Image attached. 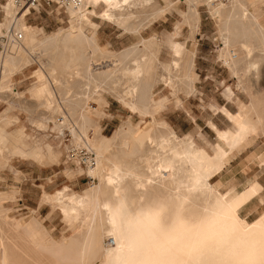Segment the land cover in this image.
I'll use <instances>...</instances> for the list:
<instances>
[{
    "label": "bare ground",
    "instance_id": "1",
    "mask_svg": "<svg viewBox=\"0 0 264 264\" xmlns=\"http://www.w3.org/2000/svg\"><path fill=\"white\" fill-rule=\"evenodd\" d=\"M187 1L190 4L188 19L197 21V2ZM153 2L81 0L75 6L65 7L67 27L48 34L43 40H36L26 31L31 27L24 22V17L30 9L17 6L12 0L3 5L10 21L4 32L7 50L0 53V77L15 72L39 51L46 66L38 75L51 79L52 85L44 82L40 88L32 87L34 95L29 107L45 108L49 114L42 117L43 121L52 123L58 133L63 134L67 129L72 135L75 147L69 148L68 157L71 151L79 160L93 156V164H85L87 175L97 181L91 187L66 196L61 190L42 195L47 202L59 207L68 222L75 224L73 236L56 242L34 220L25 225L17 223L27 231L38 251L58 255L62 264H129L137 258L128 239L131 229L137 221L147 223L148 216L155 213L164 217L167 232L163 236V247H153L152 258L164 255V258L185 261L218 260L227 255L228 250H222L219 256L206 252L201 257L192 247L197 231L202 232L201 238H212L215 231L224 228L232 234L231 246L236 252L252 249L264 232V206L252 222L239 216V207L262 190L257 179L242 191L236 187L224 191L212 182L234 151L251 137L264 136V93L252 88L264 65L261 21L256 13L248 11L244 1L234 0L229 8L215 0L208 1L211 13L218 17L223 39L220 55L235 75L236 87L250 96L247 103L236 102V112L221 107V114L229 123L226 128H219L208 120L216 134V142L209 144L212 150L209 152L195 142L192 133L179 136L167 120L159 119L163 101L153 98L152 90L161 81L177 92L186 80V93L193 91V52L178 42L172 43L173 58L160 62L167 73L164 76L163 71L162 74L156 72V43L152 38H141L119 54L102 48L97 42L90 14L95 13L100 20L114 22L126 31L137 33L161 12V8L154 10ZM99 4L103 9L95 12ZM2 25L0 23V32ZM102 61L109 63L103 66L100 65ZM1 78L2 93L7 90L2 87ZM106 92L131 112L138 113L140 124L144 122L145 125L137 126L126 120L117 127L112 139L99 137L98 117L102 114L93 103H103ZM226 94L231 98L230 89ZM7 121L0 116V159L31 155L39 160L40 155L29 152L19 136L6 133ZM80 146L86 151L83 155L77 154ZM229 206L231 219L225 222L222 209ZM213 221L215 228L212 230H189L194 225ZM106 236L112 243H102ZM258 250L256 243L255 251ZM148 255L146 251L139 258ZM0 264H10L1 237Z\"/></svg>",
    "mask_w": 264,
    "mask_h": 264
},
{
    "label": "rangeland",
    "instance_id": "2",
    "mask_svg": "<svg viewBox=\"0 0 264 264\" xmlns=\"http://www.w3.org/2000/svg\"><path fill=\"white\" fill-rule=\"evenodd\" d=\"M7 1L9 0H0V23H3L0 32V53L8 46L4 32L10 18L6 17L3 9ZM170 1L173 6L167 12V16L172 19V28L169 29L171 32H164L163 22H155L157 19L144 25L137 33L126 31L114 22L101 21L95 13L90 14L89 19L95 23L98 44L114 54H119L141 38L148 39L147 37L151 35L176 33L174 38L183 42L187 51L193 52V91L190 92L191 94L186 93V80L181 83L182 89L177 92L162 84L154 86L152 90L154 97L164 99L158 118L167 120L179 136L192 133L195 142L211 152L210 146L216 142V134L208 124V120H212L219 128H226L229 123L221 114V107L236 112V102L247 103L250 96L236 87L237 79L225 58L220 55L219 51L224 44L219 33L218 17L211 13L209 0H195L199 19L190 21L187 18V22H184L185 19L180 11L185 13L189 11L188 2ZM233 1L215 0V3L220 2L229 8ZM241 1L246 2L250 13L257 14L264 28V0ZM260 1L261 6L258 4ZM157 2L164 5V0ZM102 9L103 5L99 4L95 12H100ZM25 14L24 22L31 28L26 30L24 25L23 28L32 33L36 40H43L48 34L66 28L69 24L65 8L53 3L43 4L39 10H30ZM31 20H35L36 23L30 22ZM176 24L179 26L178 30L175 29ZM40 55L39 51L35 52L28 62L18 68L19 70L0 77L3 80L2 87L7 90L0 92V116L7 118L9 124H5L8 131L21 129L26 134L25 145L29 152L34 151L40 155L39 160H35L31 155H27L29 158L8 156L0 159V237L7 248L10 264H62L58 255L38 251L27 231L17 226V223L25 225L34 220L56 242L70 238L76 230L75 224L68 222L59 207L47 202L42 195L61 190L66 196L81 192L97 182L96 178L87 175L82 158L79 160L68 157L69 148L75 147L72 145L74 144L72 135L68 130L64 129L63 134L58 133L52 123L43 121L49 111L45 112V108L42 107H29L34 95L31 92L32 87L37 86L38 83L36 88H40L44 82L52 85L51 79L38 75L39 72H44L46 66L45 58ZM171 57L170 50L162 46L158 58L161 61H169ZM108 63L102 61L100 65L104 66ZM154 65L158 74L163 73L162 75L166 76L167 73L162 70L160 63L155 61ZM252 88L264 93V65L261 66L259 78ZM227 89L231 90V98L227 97ZM59 93L60 91L57 95ZM104 99L107 101L105 105L101 101L93 103L97 112L101 111L102 114L98 117L99 137L112 139L117 127L126 120L137 126L145 125L144 122L140 124L138 113L128 110L113 95L103 93V101ZM17 132L19 131L8 135L20 137ZM89 133L92 135V130ZM78 149V155L86 152L83 146ZM253 179H257L262 186L260 196H252L239 207L240 218L248 222L255 220L264 206V136L261 135L251 137L244 146L234 151L224 168L212 178V182L224 191L232 187L242 191ZM109 240V236L103 237L102 243L106 245Z\"/></svg>",
    "mask_w": 264,
    "mask_h": 264
},
{
    "label": "snow or ice",
    "instance_id": "3",
    "mask_svg": "<svg viewBox=\"0 0 264 264\" xmlns=\"http://www.w3.org/2000/svg\"><path fill=\"white\" fill-rule=\"evenodd\" d=\"M252 191L254 192V189ZM231 211L230 206L222 209V217L225 222L231 219ZM214 228L215 222L213 221L212 223L202 222L201 225H194L189 230H212ZM166 232L167 225L165 219L159 213L150 214L147 223L137 221L136 226L131 229L128 237L131 251L137 258L131 260L129 264H264V232L260 234L259 240L254 242L252 249L246 252H236L231 246L232 234L224 228L215 231L212 238H201L202 232L197 231V240L192 247L199 251L201 257L206 252L219 256L222 255V250H228L227 255H223L218 260L198 259L196 261H185L164 258V255H161L160 258H152L150 253L153 247H163V236ZM256 243L259 245L258 252L255 251ZM146 251L149 255L145 258H139ZM188 254L191 255L192 253L189 252Z\"/></svg>",
    "mask_w": 264,
    "mask_h": 264
},
{
    "label": "crops",
    "instance_id": "4",
    "mask_svg": "<svg viewBox=\"0 0 264 264\" xmlns=\"http://www.w3.org/2000/svg\"><path fill=\"white\" fill-rule=\"evenodd\" d=\"M177 1H180V0H177ZM185 1L188 2L187 0H185ZM258 4H260V6H261V3H258ZM152 5H153L152 7L154 8V10L157 9V8H161L162 10H161V12L159 14H156V16H154V18H152V20H150V22H152V21H154V20L157 19L155 22H159V23L163 22V24H164V30H165L164 32H171L169 29L172 28V19L167 16V12L172 9L173 3L170 0H164V5H161V4H158L157 0H154V2H153ZM189 6H190V4H189ZM188 12L185 13V11H180V14L182 15L183 19H185L184 22H187ZM101 21H103V20H101ZM30 22L36 23L35 20H31ZM110 23H113V22H110ZM178 28H179V26L176 24L175 25V29L178 30ZM175 35H176V33H172V34L171 33H167V34L164 33V35H162V36L151 35V36L147 37V38H152L155 41V43H156V47L154 46V48L156 49V54H157L156 63L169 62L173 58V54H172V43L178 42V43L182 44L185 47V49H187V47L185 46V44L183 42H180V41H178V40H176L174 38ZM160 38H162V39H160ZM162 46H166L170 50V52H171L172 57H171V59L169 61H161L158 58L159 51H160V49H161ZM102 48H104V49L107 50L106 47H102ZM159 84L164 85V83L162 81L160 83H157L156 85H159ZM34 85H36V84H34ZM37 86H38V83H37ZM164 86H166V85H164ZM153 98H155L154 97V94H153ZM155 99H159V100L164 101V99L163 98H160V97L159 98H155ZM106 103H107V101L104 99L103 104L105 105ZM5 131H6L7 134H12L13 132L19 131L17 133L20 135L21 142L24 143V144H27L26 143L27 141L25 140L26 139L25 138V135L26 134L23 131H21V129H15L13 131H8L7 127H5ZM20 157L22 158V156H20Z\"/></svg>",
    "mask_w": 264,
    "mask_h": 264
},
{
    "label": "built area",
    "instance_id": "5",
    "mask_svg": "<svg viewBox=\"0 0 264 264\" xmlns=\"http://www.w3.org/2000/svg\"><path fill=\"white\" fill-rule=\"evenodd\" d=\"M12 1L17 6L28 8L30 10H39L43 6V4L50 5L51 3H53L55 5H59L62 8H65L66 6H75L81 2V0H12ZM70 154L71 157H74L73 152H71ZM92 159L93 156L82 157V162L83 164H86V162H88L90 165H92L94 162L91 161ZM109 241L112 243L111 239Z\"/></svg>",
    "mask_w": 264,
    "mask_h": 264
}]
</instances>
